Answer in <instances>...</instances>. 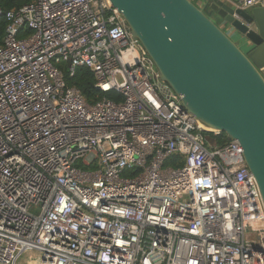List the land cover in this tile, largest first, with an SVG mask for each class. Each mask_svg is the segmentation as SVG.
I'll return each mask as SVG.
<instances>
[{
  "label": "built area",
  "instance_id": "2783aa9c",
  "mask_svg": "<svg viewBox=\"0 0 264 264\" xmlns=\"http://www.w3.org/2000/svg\"><path fill=\"white\" fill-rule=\"evenodd\" d=\"M5 20L0 264H264L241 144H216L109 0H36ZM80 68L124 100L89 105L66 83Z\"/></svg>",
  "mask_w": 264,
  "mask_h": 264
},
{
  "label": "water",
  "instance_id": "95a60500",
  "mask_svg": "<svg viewBox=\"0 0 264 264\" xmlns=\"http://www.w3.org/2000/svg\"><path fill=\"white\" fill-rule=\"evenodd\" d=\"M183 107L238 141L264 204V7L204 0H109ZM221 18L249 52L206 14ZM36 263L35 260L32 261Z\"/></svg>",
  "mask_w": 264,
  "mask_h": 264
},
{
  "label": "trees",
  "instance_id": "16d2710c",
  "mask_svg": "<svg viewBox=\"0 0 264 264\" xmlns=\"http://www.w3.org/2000/svg\"><path fill=\"white\" fill-rule=\"evenodd\" d=\"M35 1L36 0H0V8L3 13V16L0 17V47L4 45L2 38L4 36V30L6 27V20H5L6 14H8L13 10H19L26 5L34 3ZM211 13L213 14V12L209 11V9H206V14L209 17H210L209 14ZM31 34L32 31L30 29L25 28L24 30H22V35H20L19 38L30 36ZM62 67L65 68V66ZM66 83L68 87H74L78 89L89 105H93L104 98H107L116 103H120L124 100L123 96L115 91L104 93L99 89H97L95 75L89 69L86 68L78 69L74 77H69L67 75ZM210 136L212 137V139L215 140L218 146H224L231 141L225 134H220V135L210 134ZM179 160L180 158L170 159L167 165L174 168H178L182 166L184 162V161H180L179 163L178 162Z\"/></svg>",
  "mask_w": 264,
  "mask_h": 264
},
{
  "label": "crops",
  "instance_id": "0c3cea01",
  "mask_svg": "<svg viewBox=\"0 0 264 264\" xmlns=\"http://www.w3.org/2000/svg\"><path fill=\"white\" fill-rule=\"evenodd\" d=\"M193 1H195L196 4H198L201 7L205 6L204 0H193ZM219 19H220L219 25L225 30V32H227V34H229L232 37V39L235 42H237V44H239L245 50V52H249L251 50V48L248 46L247 41L243 40L241 38V35L238 32H236L233 28L228 26L221 18H219Z\"/></svg>",
  "mask_w": 264,
  "mask_h": 264
},
{
  "label": "rangeland",
  "instance_id": "374dc122",
  "mask_svg": "<svg viewBox=\"0 0 264 264\" xmlns=\"http://www.w3.org/2000/svg\"><path fill=\"white\" fill-rule=\"evenodd\" d=\"M210 15V17H211V19H213L217 24H219L220 23V19L213 13H211V14H209ZM32 257H34L35 259L37 258V256L36 255H33ZM29 258V255H24L22 258H21V260H20V262L22 263V264H26L27 262H28V259Z\"/></svg>",
  "mask_w": 264,
  "mask_h": 264
}]
</instances>
